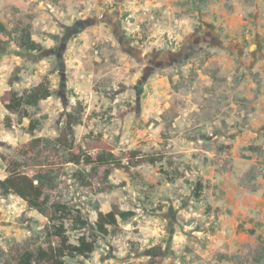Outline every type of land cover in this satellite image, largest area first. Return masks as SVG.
<instances>
[{
	"label": "rangeland",
	"instance_id": "obj_1",
	"mask_svg": "<svg viewBox=\"0 0 264 264\" xmlns=\"http://www.w3.org/2000/svg\"><path fill=\"white\" fill-rule=\"evenodd\" d=\"M22 1L18 8L0 6V25L10 33L0 32V178L6 176L2 158L29 177L51 173L49 202L71 208V219L79 210L91 228L99 212H134L108 227L107 237L97 236L92 254L69 264H216L219 244L233 234L217 218L215 200L224 194L212 172H225L231 128L246 123L264 90V79L246 69L241 32L229 34L225 21L237 16L253 27L255 0ZM24 26L41 52L16 45L14 30ZM14 72L19 81L13 83ZM44 80L51 96L26 108L28 118L3 108L7 91L20 95ZM70 114L80 119L72 127V153L91 160L110 153L121 168L105 176L103 165L66 163L53 141L70 127ZM28 119L39 122L33 133ZM254 155L256 163L237 176L241 187L264 166V153ZM77 172L87 186L74 179ZM71 219L64 226L77 244L90 232L75 230ZM47 224L20 198L0 193V264L55 245ZM251 238L241 244V264L264 257V239Z\"/></svg>",
	"mask_w": 264,
	"mask_h": 264
},
{
	"label": "trees",
	"instance_id": "obj_2",
	"mask_svg": "<svg viewBox=\"0 0 264 264\" xmlns=\"http://www.w3.org/2000/svg\"><path fill=\"white\" fill-rule=\"evenodd\" d=\"M0 32L6 35H10L6 29L0 25ZM16 45L25 52H41L42 46L35 42L31 38L30 26L18 27L14 30ZM19 76L14 72L11 77V82H18ZM51 96L49 83L44 80L37 86L25 90L22 94H18L14 90L7 91L1 98V104L3 108L11 114L17 115L20 119L28 118L26 108H38V104L41 101L46 100ZM78 114V113H77ZM8 121V118L6 119ZM69 126L64 130V135L54 140L53 144L63 148L66 153V163L78 165L84 163L85 165H91L94 163L96 166L103 165L106 167L105 176L113 169H119L120 164H115L113 155L110 153H101L91 160L89 156H83L80 158L78 155L72 153V127L80 124V119L74 117L72 114L68 117ZM29 126L28 131L33 133L39 122L36 119H28ZM68 136L69 139H68ZM37 139L31 143L36 144ZM132 154V155H131ZM130 158H134V152L130 153ZM5 164L6 176L0 178V193L2 196L14 195L20 198L29 210L37 212L39 215L46 217L48 224L45 227L47 235L54 238L57 242L52 245L49 244L46 248H37L35 251L26 250L19 255L16 259V264H69L67 260H73L75 258H87L94 252L96 245V237H107L110 234L108 227H117V219L121 222H127L135 216L132 211H119L111 210L106 214L99 212L97 214V220L91 228L87 221L81 216L79 210H75L77 215L71 219L73 211L67 205L64 204H52L49 202L48 196L45 194V190L52 189L54 187V176L49 172H38L32 177H29L19 170V164L15 161H8L2 158ZM145 161V160H144ZM139 162H142L139 161ZM148 164H154L153 159H149ZM74 179L79 182L80 186H87L88 182L85 180V176L82 172H77L73 175ZM200 186L195 192V196H199ZM71 219L74 224L75 230H89V237L81 236L77 239V244H72L67 236V230L64 226V221ZM240 230L244 231L248 235H254L253 230H247L240 227ZM263 256L261 254L249 258L251 264H262ZM219 261H234L236 256L222 255L218 257Z\"/></svg>",
	"mask_w": 264,
	"mask_h": 264
},
{
	"label": "crops",
	"instance_id": "obj_3",
	"mask_svg": "<svg viewBox=\"0 0 264 264\" xmlns=\"http://www.w3.org/2000/svg\"><path fill=\"white\" fill-rule=\"evenodd\" d=\"M255 2L258 7L254 11L252 21L255 23L253 27L241 18L229 15L225 21V28L228 29L229 34L234 31L241 32L243 38L238 42L240 43L239 49L241 53L242 51L244 53L246 48L249 52L246 69L258 72L259 76L264 79V0H255ZM0 6L4 9L18 8L23 6V1L0 0ZM260 6L263 9L259 13ZM244 40H246L245 43ZM252 96L253 94H247L246 98L252 99ZM247 117L246 123L242 127L236 128V131H233L235 127L232 126V132L229 133L228 140L224 143L232 156L230 162L223 167L225 172L221 174L212 172L219 185L218 191L224 194L222 199L215 200V208L221 210L217 218L223 227L228 225L231 228L228 234H233L223 239L219 244V254L215 258L216 264H241L238 258L241 256L246 258L242 255L241 244L253 235H248L240 230V227L253 230L254 235H260L261 240L264 239V171L262 170L264 166L258 169V173L251 174L250 182L246 187H241L237 183L238 174H244L248 167L255 162V155L251 158L249 155L257 152L264 153V90L259 94L258 100ZM242 148L247 149L245 157H242L240 153ZM214 169H218V167L214 165ZM222 184L226 186L224 187ZM236 232L238 235L234 237ZM222 255L236 256V259L233 262L219 261L218 257Z\"/></svg>",
	"mask_w": 264,
	"mask_h": 264
},
{
	"label": "flooded vegetation",
	"instance_id": "obj_4",
	"mask_svg": "<svg viewBox=\"0 0 264 264\" xmlns=\"http://www.w3.org/2000/svg\"><path fill=\"white\" fill-rule=\"evenodd\" d=\"M197 30V29H196Z\"/></svg>",
	"mask_w": 264,
	"mask_h": 264
}]
</instances>
